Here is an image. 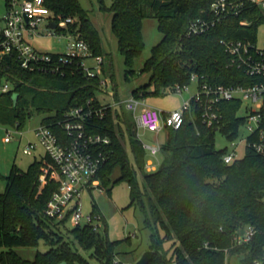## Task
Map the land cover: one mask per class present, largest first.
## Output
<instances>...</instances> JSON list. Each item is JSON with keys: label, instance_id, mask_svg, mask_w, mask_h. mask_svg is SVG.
I'll return each instance as SVG.
<instances>
[{"label": "trees", "instance_id": "1", "mask_svg": "<svg viewBox=\"0 0 264 264\" xmlns=\"http://www.w3.org/2000/svg\"><path fill=\"white\" fill-rule=\"evenodd\" d=\"M213 0H114L106 7L113 12L111 28L118 40L119 50L128 66L144 47L142 22L145 17L158 19L161 40L153 46L143 71L150 72L147 83L133 90L145 97L172 90L176 84L190 83L192 73L205 75L214 83L234 84L242 73L228 66L229 56L222 38H256L260 21L249 26L239 24L240 17L229 18L201 35L185 34L189 22L203 15ZM53 12L62 17L73 16V28L84 36L92 55L103 56L98 29L92 23L80 0H45ZM256 18V16H253ZM63 72L25 70L7 56L0 60V77L12 79L14 90L0 92V122L21 126L32 116L33 110L44 113L43 124L51 126L59 138H66L62 127L65 114L73 108L101 104L96 95L98 78H87L76 61L62 66ZM128 69V73H133ZM113 76V74H111ZM19 94L15 104L12 94ZM116 99L119 96L116 93ZM239 101L220 104L224 125L219 128L228 138L238 133L240 118L235 116ZM129 114V115H127ZM89 129L107 134L111 143L104 147L107 159L97 174L100 186L111 191V183L126 180L130 186V205L148 208L151 220L149 249L153 257L147 264H228V257L243 256V264H264V155L246 150L243 157L224 162L225 149L215 146L214 127L200 118L194 103L186 112L178 129L169 127L166 141L161 145V160L154 171L145 169L147 151L135 137V121L123 105L106 109L103 118L93 117ZM130 143L138 167L131 163L127 150ZM46 154L36 158L26 170L14 165L0 192V264H119L117 246L105 216L93 204L91 216L104 226L94 230L90 224H77L67 230L73 239L61 232L69 220H55L46 212V205L57 182L46 179L42 165ZM120 176L112 181L116 168ZM141 173L143 189L137 175ZM146 199V201H145ZM146 202V203H145ZM256 232L242 243L238 235L247 226ZM40 240L50 245L38 252L34 259L22 257L16 246H37ZM170 243L168 256L164 243ZM88 251V256L79 248Z\"/></svg>", "mask_w": 264, "mask_h": 264}, {"label": "built area", "instance_id": "2", "mask_svg": "<svg viewBox=\"0 0 264 264\" xmlns=\"http://www.w3.org/2000/svg\"><path fill=\"white\" fill-rule=\"evenodd\" d=\"M244 14L249 16L239 18L240 25L249 26L258 20L259 26L264 22V0H213L203 15L189 22L185 34L201 35L229 18ZM52 22L56 23L55 27L51 26ZM75 22L76 18L73 16L62 17L53 12L45 0H4L0 8V60L9 56L21 68L32 72H63L64 64L76 61L87 78H98L99 89H104L108 84L103 67L104 58L102 55H92L88 40L73 28ZM48 36L65 39L66 49L61 52H45L34 45L35 38ZM221 43L229 56L228 66L239 70L242 79L234 84L214 83L203 74L192 73L190 81L197 83V91L181 108L165 111L148 104L143 93H139L124 100H115L114 103L100 100L101 104L95 106L89 101L86 108L71 109L62 121L66 132L64 139L59 138L51 126L41 123L35 133L39 144L45 148L48 159L42 165L40 182L44 184L46 179L57 182V187L47 202L46 214L58 221L69 218L74 225L81 223L84 217L81 211L82 193L87 188L100 186L96 176L107 159L104 147L111 143L109 135L92 132L88 121L93 117L103 118L106 109L117 104L123 105L132 114L138 129L158 134L169 127L180 128L186 112L192 109L194 103L200 109L202 122L218 130L224 125L220 104L237 100L241 105L243 99L248 98V114L240 116L237 111L235 113L240 118L238 131L246 121L250 132L246 150L264 155V46H259L256 38H222ZM92 56L96 64L88 65L87 60ZM14 86L12 79L0 77L1 93L13 91ZM188 89V84H176L172 90L182 93ZM16 128L22 134L20 128ZM11 139V131H8L4 141L9 142ZM142 145L148 154L145 169L156 170L160 164L162 144L142 142ZM37 146L38 143L30 142L23 151L33 154ZM232 146V151L226 149L222 154L226 163L239 158L236 150L238 143L233 141ZM95 219L100 220L89 215L87 224L94 230H99L101 225ZM255 232L253 226H247L244 233L238 235V243L249 240ZM255 264H260V261Z\"/></svg>", "mask_w": 264, "mask_h": 264}, {"label": "rangeland", "instance_id": "3", "mask_svg": "<svg viewBox=\"0 0 264 264\" xmlns=\"http://www.w3.org/2000/svg\"><path fill=\"white\" fill-rule=\"evenodd\" d=\"M113 1L80 0L82 6L88 12L92 23L98 29L103 46V67L108 78V84L104 89H98L96 95L101 101L110 103H114L117 100L116 93L120 100L127 99L132 95L134 89L148 82L150 72L143 71L142 68L147 58L150 57L153 46L162 38V32L158 27V19L155 17H145L142 22L144 47L140 54L133 58L132 64L128 66L124 55L119 50L117 37L111 28L113 12L110 9H106V7L112 6ZM3 3L4 0H0V8H2ZM256 39L259 46H264V22L256 30ZM33 41L38 49L45 52H61L66 49V40L58 36L40 37L35 38ZM87 63L88 65H95L96 60L92 56L88 58ZM130 68L134 72L128 73V76H126V72ZM188 87L189 89L182 93L176 90H167L159 95L148 96L146 97V102L165 111L181 108L196 93L197 83L190 81ZM248 104H250V99L244 98L238 107L237 114L246 116L249 112L247 109ZM44 116V113L33 110L32 116L20 128L22 134L17 131L16 126L0 122V192L5 190L6 180L4 177L10 173L14 165L26 170L31 162L36 158L40 159L46 153L45 148L39 144L35 133V129L42 123ZM134 129L137 131L135 137L141 143L163 144L167 138L168 130H162L157 134L154 131L143 128L138 129L136 124L134 125ZM8 131H11L12 139L9 142H5L4 138L8 136ZM249 133L246 121L241 124L238 135L233 140L218 129L215 134V146L218 149L232 151V142L234 141L238 143L236 150L238 157L241 158L246 153V142ZM30 142H36L38 146L34 149L33 154H26L23 149ZM127 150L131 163L137 168L138 165L130 143H127ZM159 159L161 160V155H159ZM119 176L120 169L117 167L111 177L112 181ZM137 181L140 188L143 189L140 172L137 175ZM111 184L110 193L103 186H95L83 191L81 211L84 217L80 224H87V217L92 212L93 204H96L106 218L110 238L122 240L117 246V259L123 264H133L144 252L149 250L151 230L146 225V221L148 219L151 220V216L147 205L145 209L138 204L130 205V186L126 180H120ZM95 222L99 223L101 228H103L104 224L102 221L95 219ZM73 226V222L69 219L61 227V232L67 238L73 239L71 234L67 232ZM49 247L48 243L40 240L37 246H16L15 250L24 258L34 259L39 251L44 252ZM78 248L81 253L88 256V251L83 250L79 246ZM164 248L168 256H171L172 251L170 250V243L168 241L164 243ZM2 249L4 247H0V251ZM242 258L241 254L229 256L228 264H243ZM91 261L93 264H97L94 260Z\"/></svg>", "mask_w": 264, "mask_h": 264}, {"label": "water", "instance_id": "4", "mask_svg": "<svg viewBox=\"0 0 264 264\" xmlns=\"http://www.w3.org/2000/svg\"><path fill=\"white\" fill-rule=\"evenodd\" d=\"M51 26L55 27L56 26V23L55 22H52L51 23ZM18 96L19 94L17 92H14L12 94V98L16 104L17 100H18ZM215 130H217V128H215ZM153 250L149 249L147 250L146 252H144V254L133 264H147L151 258L153 257ZM59 264H67V262L63 261V262H60ZM119 264H123V263H119Z\"/></svg>", "mask_w": 264, "mask_h": 264}]
</instances>
